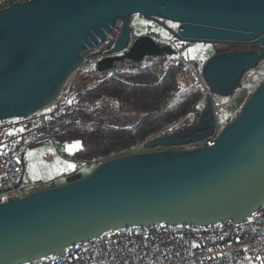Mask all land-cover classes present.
I'll use <instances>...</instances> for the list:
<instances>
[{
    "label": "water",
    "instance_id": "1",
    "mask_svg": "<svg viewBox=\"0 0 264 264\" xmlns=\"http://www.w3.org/2000/svg\"><path fill=\"white\" fill-rule=\"evenodd\" d=\"M9 2L0 9V120L53 103L81 69L82 51L99 45L117 20L120 32L98 71L175 53L148 35L128 47L135 14L182 42L246 47L214 53L204 63L202 75L216 96L229 97L264 60V0ZM164 20L177 23L178 31ZM192 114L191 123L146 144L165 148L114 157L87 176L70 174L65 184L0 203V264L62 254L111 228L246 222L264 206V81L213 145L169 148L214 133L210 95Z\"/></svg>",
    "mask_w": 264,
    "mask_h": 264
},
{
    "label": "built area",
    "instance_id": "2",
    "mask_svg": "<svg viewBox=\"0 0 264 264\" xmlns=\"http://www.w3.org/2000/svg\"><path fill=\"white\" fill-rule=\"evenodd\" d=\"M18 1L22 3L28 0ZM9 5V0H0V9ZM121 24L122 21L117 20L112 32L107 34L99 45L82 51L85 60L81 69L85 68L88 72L95 69L97 62L113 46ZM130 26L128 47L140 36L136 34L132 18ZM173 28L178 31V25ZM141 35H148L156 42L167 44L175 50V53L167 56L166 65L177 66L189 74L192 79L191 88L199 89L200 98L193 110L203 109L207 95L211 96L213 102L216 116L214 133L204 140L169 148L186 149L203 144L213 145L222 129L218 115L223 104L218 103L216 95L210 92L202 75V66L199 62L185 57L184 49L179 46L178 39L173 34L163 35L161 32L151 30ZM93 53L97 55L87 57ZM78 72L68 80L59 96L49 106L29 116L0 120V203L22 198L41 186L53 184L59 178L81 172L84 166L99 165L122 155L165 148H153L146 144L183 125L182 119L172 121L145 138L131 141L126 148L111 156L89 160L76 159L68 154L74 140L70 137L60 140L59 135L65 134L61 129V122L69 123L78 111L88 105L82 104L81 100L92 84L80 83ZM111 75L113 74L107 77ZM191 113H188V116ZM39 145L53 147L56 150V153L47 156L49 160L58 156L74 162L75 168L68 174L49 180H34L31 178L25 153ZM23 264H264V206L242 223L225 220L209 225H171L162 222L152 226L111 228L91 240L66 248L62 254L38 258Z\"/></svg>",
    "mask_w": 264,
    "mask_h": 264
},
{
    "label": "trees",
    "instance_id": "3",
    "mask_svg": "<svg viewBox=\"0 0 264 264\" xmlns=\"http://www.w3.org/2000/svg\"><path fill=\"white\" fill-rule=\"evenodd\" d=\"M226 46L215 53L245 47ZM167 56L151 57L146 66L125 63L121 70L112 69L110 77L106 76L107 71L98 70L78 77L80 83L92 84L81 100L88 105L69 123L61 122L65 134L59 135L60 140L70 137L81 141L82 147L73 155L76 159L111 156L131 141L145 138L189 113L199 93L188 92L174 102L177 99H173L174 93L181 94L182 87L191 85L192 79L177 66L167 67ZM103 116H122L123 120L111 123Z\"/></svg>",
    "mask_w": 264,
    "mask_h": 264
},
{
    "label": "rangeland",
    "instance_id": "4",
    "mask_svg": "<svg viewBox=\"0 0 264 264\" xmlns=\"http://www.w3.org/2000/svg\"><path fill=\"white\" fill-rule=\"evenodd\" d=\"M132 20H133V23L135 24L137 35L147 33L151 30L161 32L163 35L170 34L168 31L164 30L160 25L147 20L140 14L133 15ZM164 22L171 27H175L178 25L177 23L169 21V20H164ZM178 40L177 42L179 46L182 49H184L185 57L199 62L202 67L204 63L206 62V60L210 56H212L217 50L225 49L228 47L223 44H211V43H205V42L188 43V42H182ZM243 48H246V47H243ZM150 63H151L150 56L147 57L143 62H141L142 65H147ZM94 70H97L96 66ZM85 73H87V71L84 68L82 69V71L78 72V77L84 75ZM105 74L107 76L109 74H112V72L111 70H108ZM187 75L185 74V76ZM263 81H264V60L261 61L260 64L255 69L247 72L243 76L237 88L229 97L223 98V97L216 96L217 102L223 104V108L220 110L219 115H218L221 128L226 126L228 123H230L233 119H235L239 115L246 100L252 95V93L256 90V88ZM189 83L191 85H189L188 87H185V88L182 87L183 92L181 94H179V92H175L173 95V99L177 98L176 100H178L179 98L183 97L188 92L192 93L194 91H197L199 93V97L196 101L197 103L200 98V91L198 88H191L192 80H190ZM193 108L189 111V113H191V111L192 112L194 111ZM187 115L182 118H179V119H182L183 124H186V123L189 124L191 123V121L194 120V115L192 113L190 116H188V118H187ZM104 117L108 118L106 120L110 121L111 123H115V120L117 121L123 120L122 116H118L117 118L113 116L112 117L103 116V118ZM179 119H176V120H179ZM81 147H82L81 141L74 140L73 145L69 147L68 154L74 155L77 151H79ZM45 151H51L53 153H56V150L53 147H47V146L46 147H43V146L34 147L30 150H27L25 153V160H26L31 178H33L34 180H45V179L55 178L59 175L67 174L75 168L74 162L64 160L58 156L55 157V160L53 162L47 164L42 158V154ZM96 167L97 165L84 166L82 167L81 172L83 173L84 176H87L91 174L95 170ZM66 179L67 177L64 176L62 178H59L55 182H53V184L48 185V186H41L36 190L49 188L51 186H60L66 183Z\"/></svg>",
    "mask_w": 264,
    "mask_h": 264
},
{
    "label": "crops",
    "instance_id": "5",
    "mask_svg": "<svg viewBox=\"0 0 264 264\" xmlns=\"http://www.w3.org/2000/svg\"><path fill=\"white\" fill-rule=\"evenodd\" d=\"M130 116H134V115H130ZM40 146H43V145H39V146H36V147H40ZM43 147H46V146H43ZM50 154H54L53 152H51V151H45V152H43V154H42V158H43V160L48 164V163H51V162H53L54 160H55V158H52V160H49V158H47V156L48 155H50ZM45 156H46V158H45ZM51 156V155H50ZM71 172V171H70ZM69 172V173H70ZM68 174V173H67ZM50 179H52V178H50ZM45 180H49V179H45Z\"/></svg>",
    "mask_w": 264,
    "mask_h": 264
}]
</instances>
